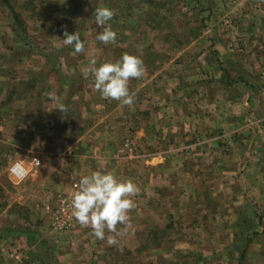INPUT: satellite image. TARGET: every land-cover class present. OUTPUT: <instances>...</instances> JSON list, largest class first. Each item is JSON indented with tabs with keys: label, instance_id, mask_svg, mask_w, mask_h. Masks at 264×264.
I'll use <instances>...</instances> for the list:
<instances>
[{
	"label": "rangeland",
	"instance_id": "obj_1",
	"mask_svg": "<svg viewBox=\"0 0 264 264\" xmlns=\"http://www.w3.org/2000/svg\"><path fill=\"white\" fill-rule=\"evenodd\" d=\"M8 1L21 27L0 2V215L9 210L25 237L41 230L69 255L60 264H264V151L255 148L264 147V90H238L249 101L229 102L232 91L212 87L225 76L208 54L213 43L190 48L220 6L241 0ZM102 7L114 16L99 26ZM109 26L116 39L105 45L96 37ZM65 32L79 34L83 52L61 46ZM124 54L145 68L128 82L131 105L103 98L91 73L93 60ZM233 152L254 163L227 169ZM15 164L26 167L21 182ZM100 170L139 188L118 245L91 227L77 240L72 210L57 215L80 178Z\"/></svg>",
	"mask_w": 264,
	"mask_h": 264
},
{
	"label": "crops",
	"instance_id": "obj_2",
	"mask_svg": "<svg viewBox=\"0 0 264 264\" xmlns=\"http://www.w3.org/2000/svg\"><path fill=\"white\" fill-rule=\"evenodd\" d=\"M214 18L215 21L212 22L210 29L203 32V36L196 39L190 48L201 51L205 42H212L214 50L210 49L208 54L223 63L221 73L225 74L221 76V81H214L212 87L232 91L233 97L230 95L229 102H248V93L244 97L242 94L240 98L236 95V91L264 90V76L260 80L257 78L258 75L250 74L256 68H260V71L264 73V0H241L235 6H220ZM206 55L207 53L203 52L201 57ZM206 72L204 70V74ZM233 76L237 78L240 76V78L236 79ZM239 119L243 117L236 118L237 122ZM255 148L256 152L264 151L262 144L260 146L255 144ZM240 156L242 157H237L233 152L228 166L222 162L223 164H218L217 168L224 171L228 169L227 167L238 170L239 166L240 168L246 166L248 162L254 163L253 154ZM261 157L264 162V156H260V159ZM11 219V213L7 209L0 215V264H55V262L60 264L62 259H69V255L62 254L64 249L61 250L59 246H56L55 252L51 250L52 245L45 242L41 230L36 236H29V233L28 237H25L27 232L18 230V225L12 224ZM74 230L72 233L74 232L73 235L78 240L83 228L76 226ZM75 247H72L74 250L71 254L72 258L76 257Z\"/></svg>",
	"mask_w": 264,
	"mask_h": 264
},
{
	"label": "clouds",
	"instance_id": "obj_3",
	"mask_svg": "<svg viewBox=\"0 0 264 264\" xmlns=\"http://www.w3.org/2000/svg\"><path fill=\"white\" fill-rule=\"evenodd\" d=\"M95 23L104 26L114 16V12L107 8L95 10ZM61 46H69L76 53L84 51L77 32L73 34L64 33ZM96 39L103 44L114 43L116 33L110 26L105 27ZM91 73L94 79V87L103 98H110L124 105L133 103L128 82L130 79H139L143 76L145 68L143 61L134 55L124 54L116 62H104L96 66L92 61ZM57 109L65 110L64 104L57 99ZM16 164L13 171L19 168ZM139 193V188L129 181H119L112 172L100 170L85 175L79 180V190L76 191L70 201L71 215L81 227H91L92 234L99 240L105 239V230L115 235L107 237L109 246L118 245V236L125 233L117 229V225L128 226V212L135 207L131 197Z\"/></svg>",
	"mask_w": 264,
	"mask_h": 264
},
{
	"label": "built area",
	"instance_id": "obj_4",
	"mask_svg": "<svg viewBox=\"0 0 264 264\" xmlns=\"http://www.w3.org/2000/svg\"><path fill=\"white\" fill-rule=\"evenodd\" d=\"M19 165H20V167L19 168H16L15 171H13V167H14L13 166L11 168L10 172H11V177L14 180L21 182V181H23L27 177V170H26V167L23 164H19ZM61 199H62L61 204L62 203L63 204L65 203L66 207L59 209L57 211V215H59V216H66V215L69 214L71 208H70V205H69V202H68L67 199L66 200H65V198H61ZM62 219L63 218H60V219L57 218V220H55L56 221V224H60L61 221H62ZM67 219H70V218H67ZM60 226L61 227H65L66 229L67 228H70V227H68V226H70V224H67L64 221L60 224Z\"/></svg>",
	"mask_w": 264,
	"mask_h": 264
},
{
	"label": "trees",
	"instance_id": "obj_5",
	"mask_svg": "<svg viewBox=\"0 0 264 264\" xmlns=\"http://www.w3.org/2000/svg\"><path fill=\"white\" fill-rule=\"evenodd\" d=\"M0 2L3 4V5H6L12 12L13 14V18L16 22V24L19 25V27H21V23H20V20H19V16H18V13L14 10V8L12 7L11 3L8 1V0H0ZM170 226H168V228H170Z\"/></svg>",
	"mask_w": 264,
	"mask_h": 264
}]
</instances>
